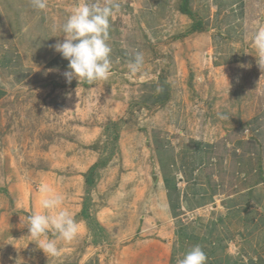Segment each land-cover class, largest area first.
Wrapping results in <instances>:
<instances>
[{
    "label": "rangeland",
    "instance_id": "rangeland-1",
    "mask_svg": "<svg viewBox=\"0 0 264 264\" xmlns=\"http://www.w3.org/2000/svg\"><path fill=\"white\" fill-rule=\"evenodd\" d=\"M250 1L254 0L248 3V26H242L239 33L241 48L245 45L248 50H244L237 67L209 69V74L207 65H203L199 73L196 60L188 61L174 82L138 77L110 81L105 76L88 83L79 77L49 73L42 67L0 101V264H122L116 256L119 251L141 239L149 240L150 245L143 246L141 254L146 255L140 264H249L252 258L264 264L262 231L251 240L241 236L234 249L225 248L226 240L224 246L214 248L221 232L208 233L211 215L202 212L179 217L178 224L173 225L179 227L174 234L169 223L164 227L166 234L157 237L161 227L156 223L152 232H140L145 237L140 233L131 237V226L138 223L139 216L130 205V189L146 177L136 172L133 182L130 176L135 164L145 170L154 160L149 146L138 147L132 140L125 145L119 143L120 133L135 126L130 124L135 118L154 113L172 99L180 117V127L173 131L182 134L178 152L182 146L190 149L191 140L210 142L219 158L212 163L223 169L216 181L223 179L225 183H219L229 194H235V188L229 185L236 182L244 186L261 182L258 175L251 178V167L264 164V145H260L264 143V12L259 13ZM56 2L59 5L58 0H0V39L25 60L38 55L36 59L42 61L50 51L46 47L50 34L60 32L63 21L66 24L65 11L60 14L47 6ZM190 4V0H179V7L184 6L186 11ZM180 11L188 17L182 7ZM55 15L59 25L53 24ZM200 41H195L196 46H204ZM156 71L161 69L152 67L149 72ZM135 73L139 75L140 71ZM114 84H118L115 98L123 105L121 112L109 113V117L102 113L106 121H100L104 129L98 130L99 136L88 137L92 142L82 140L74 128L83 122H78L73 112H79V119H88L80 112L89 109V91L99 87L108 94ZM77 86L79 94L75 97L72 93ZM172 90H179L176 97L171 98ZM68 96L78 103L68 106ZM100 101L99 106H90L93 122V116L98 122L104 109L105 99ZM251 128L260 136L245 139L244 130L250 133ZM89 130L81 128L79 132ZM256 146L253 156L247 157ZM93 164L98 166L87 192L84 174ZM246 194L239 195L246 199ZM85 207L87 220L80 215ZM255 249L261 257L252 254ZM130 250L133 258L140 253V247ZM215 254L218 259H213Z\"/></svg>",
    "mask_w": 264,
    "mask_h": 264
},
{
    "label": "crops",
    "instance_id": "crops-1",
    "mask_svg": "<svg viewBox=\"0 0 264 264\" xmlns=\"http://www.w3.org/2000/svg\"><path fill=\"white\" fill-rule=\"evenodd\" d=\"M190 1L186 12L188 17L180 11L179 0H58L59 5L57 2L55 5L47 4L51 10L58 9L57 13L65 11L66 24L63 21L62 30L50 34L46 44L50 51L45 53L42 61L36 59L38 55L25 60L12 45L0 39V101L42 67H46L45 71L49 73L58 72L67 77H79L82 82L87 83V80L93 82L105 76L110 81H120L122 77H138L143 81L165 79L167 82H174L186 63L196 60L198 66L195 69L199 73L203 65H207L209 74V69L226 71L237 67L245 55L244 50H248L243 43L244 49L241 48L240 34L242 26H248L249 0ZM250 2L257 7L259 13L264 12V0ZM261 17L264 18V15ZM54 19L53 24L59 25L56 15ZM179 34L184 36L179 38ZM197 40H201L204 46H196ZM152 67H159L163 73L156 71L151 74L149 71ZM135 71H140L139 75ZM112 87L114 88L108 94L99 87L89 91V109L80 112V115L83 114L88 119H79V112L78 115L73 112L75 119L83 122L82 126L78 123L74 128L76 134L80 133L82 140L85 138L84 141L92 142V138L99 136L98 130L104 129L100 121H106L104 117H109V113L121 112L123 105L115 98L118 84L111 85ZM178 92L179 90H172L171 98L176 97ZM77 94L79 86L75 88L72 96L76 97ZM101 98L105 99L104 109L98 122L93 116V122V112L89 114L90 106H99ZM66 102L70 107L75 102L78 103L77 99L69 96ZM73 110L75 111V107ZM178 112V105L171 99L154 113L144 115V118H135L130 123L135 126L120 133V145L133 141L138 147L149 146L154 160L152 167H145V170L135 164L136 168L132 170L135 172L130 176L133 182H136L137 173L146 177L143 181H137L130 189L133 194L130 205L135 216H139L138 223L133 225L129 222L133 231L131 237L140 232H152L156 223L161 227L157 237L166 234L164 227L169 223L174 234L179 225L177 229L173 225L178 224L179 217L201 212L204 216L211 215L208 233L221 232L214 248L224 246L226 240L225 248L234 249L237 246L236 241L242 240L241 236L244 240H251L261 231L264 234V164L251 167V178L258 175L261 182H256L253 186L236 182L235 185H229L230 189L235 188V194H229L230 191L222 188L225 181H216V177H222L219 171L223 169L214 167L212 163L219 158L214 155L210 142L191 140L190 149L182 146L178 152L177 146L182 134L178 130L173 131L180 127ZM123 118L125 119L124 116ZM89 119L92 122L87 123ZM81 128L90 130L84 134L79 132ZM251 129L250 133L244 130L245 139H249L248 136L255 139L260 136L257 130ZM173 132L176 136H173ZM260 145L264 143L260 142ZM255 150L257 146L246 154L247 157H252ZM255 156L258 158L259 154ZM148 178H151L150 181ZM150 192H154L155 197ZM243 192H247L246 199L239 195ZM223 194L227 196L222 198ZM140 237L145 236L141 234ZM146 245H150L149 240L141 239L125 246L116 256L122 264H140L142 257L146 255L141 254L143 246ZM133 247H140V253L134 258L130 250ZM252 254L261 257L257 249ZM212 257L218 259L217 254ZM249 264H259L258 258H252Z\"/></svg>",
    "mask_w": 264,
    "mask_h": 264
},
{
    "label": "trees",
    "instance_id": "trees-1",
    "mask_svg": "<svg viewBox=\"0 0 264 264\" xmlns=\"http://www.w3.org/2000/svg\"><path fill=\"white\" fill-rule=\"evenodd\" d=\"M186 1H189V0H186ZM186 3V2H184ZM182 11L183 12H187L184 8V6H182ZM181 7H180V10H181ZM184 8V9H183ZM97 164H94L93 166H91L88 171L84 174V179H85V186L87 188V192H88V189H90L92 186H93V183H94V172L97 168ZM81 218H83L84 220H87V213H86V207L83 208V210L81 211ZM94 225L96 226V228L99 229V231H101V227L97 224V222H94Z\"/></svg>",
    "mask_w": 264,
    "mask_h": 264
}]
</instances>
